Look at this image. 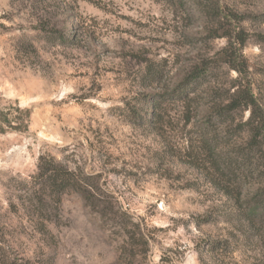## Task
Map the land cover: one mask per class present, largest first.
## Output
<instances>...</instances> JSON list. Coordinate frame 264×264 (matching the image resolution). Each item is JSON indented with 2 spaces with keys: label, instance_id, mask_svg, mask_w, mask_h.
<instances>
[{
  "label": "rangeland",
  "instance_id": "1",
  "mask_svg": "<svg viewBox=\"0 0 264 264\" xmlns=\"http://www.w3.org/2000/svg\"><path fill=\"white\" fill-rule=\"evenodd\" d=\"M213 2L244 37L230 49L241 73L223 62L219 24L192 2L0 0V120L9 109L16 125L17 108L29 112L27 129L0 130V264H114L119 255L114 210L97 213L77 192L41 227L40 155L94 176L117 215L140 224L149 247L131 264H264V221L252 226L243 196L220 187L264 196V146H245L249 112L212 119L210 145L195 121L201 104L225 102L239 83L264 111V0ZM202 62L209 72L185 100L184 74ZM237 152L246 158L234 177L211 162Z\"/></svg>",
  "mask_w": 264,
  "mask_h": 264
},
{
  "label": "trees",
  "instance_id": "2",
  "mask_svg": "<svg viewBox=\"0 0 264 264\" xmlns=\"http://www.w3.org/2000/svg\"><path fill=\"white\" fill-rule=\"evenodd\" d=\"M173 1V0H171ZM183 2H192L198 8L199 17L206 19H214L217 24H219L215 29L213 38L225 37L228 39V44L221 49L220 54L223 57V62L227 63L231 69L236 70L241 73V68L237 66V60L233 57V53L230 51L234 42L238 43L241 47L244 45V37L241 35L242 32H237L233 34V30L225 26L221 21V8L219 4L214 3L213 0H180ZM227 22V21H226ZM230 29V30H229ZM224 30V32L218 33V31ZM236 38L237 41H232ZM233 50V49H232ZM240 58L242 57L239 55ZM210 66L204 62L194 64L187 73L184 74L182 79V91L181 94L186 100L189 98V92H187V87L193 85L194 87L200 85L202 79H204L208 72ZM185 90V91H184ZM205 111L200 114L198 119L195 120L199 125L201 131V138L205 143L209 144V131L212 119H220L223 115L230 114L236 111L248 110L249 115L247 120L243 122L242 127L248 132L249 140L246 143V149L249 152L256 153L257 151H262L264 146V111L261 105L258 103L256 97L251 91L250 85L240 84L232 92H228L226 101L220 104H214L212 101H208L204 104ZM201 105L196 106V110L201 107ZM24 112L20 122L18 124H13L10 110L1 112L3 118L0 120V130L4 131L7 129H27V122L29 117L28 110H20ZM191 121L190 118L186 119V122ZM238 153V154H237ZM234 157H227L226 155H219L214 157L211 162L216 165V169L220 174L226 175L228 177L234 175L237 171L235 163L237 159L246 158V154L242 152H237ZM240 154V155H239ZM235 160V161H234ZM239 170V169H238ZM230 180L234 178H229ZM221 185V184H219ZM235 185V184H233ZM32 186L34 187L36 195V209L38 210L41 227L45 228V223L52 222L53 219L57 217V211L59 209V204L61 202V196L68 191H74L82 195L85 201L89 202L93 206L94 211L104 215L108 211L113 212V217L117 218L116 227L121 236V244L119 246V255L114 264H131L128 257L132 260L140 253H146L148 251L149 242L143 233L140 224L130 220L125 212L117 215V210L111 205V203L103 200L99 193L97 192L98 184L95 177L92 175L85 174L81 171L76 172L75 170L69 168L66 164L56 161L53 157L40 155L37 163V173L32 176ZM222 190L227 195H234V190L236 189V194L234 196L235 202L243 196L246 200V214L245 219L254 227H257V223L264 221V196L258 194L259 188L255 196H245V190L243 185H237L234 187L224 184L220 186ZM245 196V197H244ZM247 197V198H246ZM49 207L51 212H48ZM125 217H127L125 219ZM258 228V227H257ZM264 237V234L262 235Z\"/></svg>",
  "mask_w": 264,
  "mask_h": 264
}]
</instances>
